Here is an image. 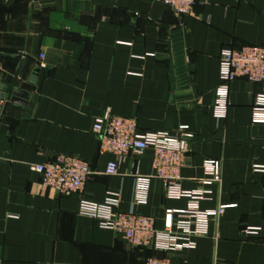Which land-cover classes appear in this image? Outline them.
Returning <instances> with one entry per match:
<instances>
[{
    "label": "crops",
    "instance_id": "0c3cea01",
    "mask_svg": "<svg viewBox=\"0 0 264 264\" xmlns=\"http://www.w3.org/2000/svg\"><path fill=\"white\" fill-rule=\"evenodd\" d=\"M246 46L264 48V0H195L184 17L154 0H0V264H264V124L250 107L259 86L233 81L225 117L213 114L220 52ZM24 84L34 87L26 104L12 103ZM105 111L139 133L188 128L180 187L207 192L201 211L224 207L194 248H133L78 214L81 200L119 194L117 211L161 229L165 209L188 207L165 196L151 148L105 173L115 157L91 131ZM59 156L90 166L81 192L59 195L31 172ZM208 161L221 165L219 184L203 182ZM137 176L149 179L143 205L133 203Z\"/></svg>",
    "mask_w": 264,
    "mask_h": 264
},
{
    "label": "built area",
    "instance_id": "2783aa9c",
    "mask_svg": "<svg viewBox=\"0 0 264 264\" xmlns=\"http://www.w3.org/2000/svg\"><path fill=\"white\" fill-rule=\"evenodd\" d=\"M169 7L177 17L190 14L195 0H154ZM44 57L41 55L39 66ZM243 79L251 85H258L260 91L251 101V122L264 124V48L246 46L240 49H224L219 56L220 84L215 89L213 114L215 118L225 117L229 106V84ZM186 126L179 127L176 134L166 132L139 133L133 119H124L105 111L96 118L92 133L98 139L100 154H111L114 161L107 164L108 176L117 174L118 163L128 153L142 155L148 148L154 151V177L163 182L168 199H188L185 210L165 209L162 228L157 229L155 219L130 210L122 213L119 207V194H113L102 203L81 200L78 205L80 216L95 220L102 230L112 231L133 248L153 249L156 252L178 253L195 247V240L207 235L208 223L223 213L224 207L212 211H201L199 203L205 199L204 190L185 192L181 189L179 170L185 164L190 135ZM204 183L219 184L221 165L208 161L204 165ZM31 172L39 176L41 184L59 195H71L83 190L91 176L90 166L71 156H59L54 162L33 165ZM263 172L264 167H256ZM149 179L137 176L134 188L135 205L146 203ZM258 230H249L256 234ZM145 264H175L168 259L147 258Z\"/></svg>",
    "mask_w": 264,
    "mask_h": 264
},
{
    "label": "water",
    "instance_id": "95a60500",
    "mask_svg": "<svg viewBox=\"0 0 264 264\" xmlns=\"http://www.w3.org/2000/svg\"><path fill=\"white\" fill-rule=\"evenodd\" d=\"M34 91V87L29 84H24L20 87L19 93L10 97V101L14 104L25 105L29 96V92Z\"/></svg>",
    "mask_w": 264,
    "mask_h": 264
}]
</instances>
